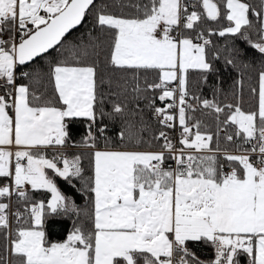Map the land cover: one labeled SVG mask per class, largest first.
<instances>
[{
    "label": "snow or ice",
    "instance_id": "obj_1",
    "mask_svg": "<svg viewBox=\"0 0 264 264\" xmlns=\"http://www.w3.org/2000/svg\"><path fill=\"white\" fill-rule=\"evenodd\" d=\"M199 2L203 13L189 12L185 0H137L127 4L117 0L114 6L121 11L125 7L135 9V15L126 17L111 14L110 5L98 0H0V178L12 181L0 187V198L10 200L15 191L18 201H27L29 186L51 194L48 203L36 202L25 209L28 219L24 223L28 226L17 228L14 238L9 204L0 202V229L6 230L5 238L10 240V248L6 246L5 254L0 255V264H139L141 259L143 264H199L187 242L201 240L214 246V264H239L241 255L249 258V264H264V69L259 73L256 111L245 112L239 103L221 107L195 96L194 102L188 103L189 69L215 70L207 52L212 41L197 25L205 17L218 21L222 15L214 0ZM221 3L229 24L209 34L242 39L264 57V0H259L258 7L244 0ZM250 14L256 19H250ZM89 17L93 28L111 32L114 37L109 58L112 67L131 70L134 79L141 72L159 74V82L147 87L162 89L159 99L171 103L154 111L162 125L174 127L176 117L167 109H178L183 147L177 149L161 132L164 151L97 150L93 154L94 171L88 177L79 156L68 159L58 154L48 159L40 155V149L65 145L68 124L74 118L91 122L87 146L95 147L91 129L97 120L95 57L99 56V44L91 37L88 45L75 44L66 49V37ZM182 29L196 30L195 39L201 42L193 43V38L181 34ZM250 29L255 31L257 41L248 34ZM51 50L68 53L49 66L47 75L55 97L16 83L18 75L41 83L44 73L25 71L24 66L30 67L37 58L46 59ZM89 58H93L91 63L87 62ZM226 62L235 65L234 58ZM172 82L176 87H168ZM133 91H140L138 84ZM99 103L102 117V95ZM201 104L214 111L217 118L224 114L223 123L236 127L241 145H251L243 149L245 154L224 152L222 159L232 168L228 173L223 172L218 156L204 154L213 152V136L202 134L199 122L193 126L187 123L186 114L194 113ZM122 112L120 104L114 103L108 115ZM97 131L103 134L105 129ZM119 135L123 140L124 133ZM226 140L233 141V135H227ZM12 147L17 150L11 151ZM165 151L176 168L164 167ZM46 170L69 186L74 187V180L83 181L85 190L93 194L91 227L74 223L64 242L48 240V217L69 212L79 216V209ZM14 215L17 222L23 219L20 211ZM9 251L16 259H9Z\"/></svg>",
    "mask_w": 264,
    "mask_h": 264
},
{
    "label": "trees",
    "instance_id": "obj_2",
    "mask_svg": "<svg viewBox=\"0 0 264 264\" xmlns=\"http://www.w3.org/2000/svg\"><path fill=\"white\" fill-rule=\"evenodd\" d=\"M99 2L110 5L108 11L116 16L124 15L126 17L136 14L135 9L125 7L121 8L114 6L117 0H98ZM122 3H136L137 0H120ZM221 7V18L218 21H211L205 18L199 22L197 28L204 32V35L212 41L208 46V58L213 64L214 71L203 72L200 70L190 69L188 71V91L190 96L188 103H193L192 96L199 97L200 100L207 99L214 101L223 107L226 104H237L241 106L245 112H252L258 109V91H259V73L264 69V57H262L255 49L244 40L230 35L220 37L219 35H210L209 32H218L221 28H226L229 22L224 18L223 13L226 11L221 0H214ZM255 6H259V0H244ZM203 10V8H202ZM201 11L200 2H198L197 12ZM201 13V12H200ZM250 19L256 18L250 14ZM259 27V25H257ZM196 30L184 29L183 35L189 37ZM91 34V36H90ZM248 34L253 41H257L258 37L254 30H248ZM91 37L97 38L99 44V56L95 57L97 62V120L92 126L91 135L96 137L95 147L87 146L90 141L89 124L91 123L86 118H74L68 124L69 136L66 140L73 144L75 148L80 150L73 153V159L76 156L80 157V165L86 177L91 176L94 171V151L92 148L104 150H132V151H158L163 149L164 139L160 137V133L172 134L174 129L162 125L155 120V108H166L170 100L161 101L159 96L162 95V89H152L147 86L159 82V74L155 71L147 73L141 72L135 79L131 70H120L112 67L109 64V58L112 50V41L114 39L111 32H101L99 28H93L91 17L88 22L81 25L77 30L73 31L66 37L68 45L66 49L75 44L88 45L91 43ZM235 48V52L233 49ZM238 53V55H237ZM67 50L61 55L56 50H51L46 59H37L31 62V66H24L25 71L40 70L44 75L41 77V83L36 84L30 81L27 77H18L17 84L31 85L30 90L37 91V94L44 92L47 97H55L56 93L51 82L50 76L47 75L50 64L55 63L58 59H63L67 56ZM218 55L219 59H213ZM235 60V65L228 64V59ZM93 58H89L88 63L92 62ZM248 65V67H245ZM19 72V69L17 70ZM103 81V82H101ZM139 85L140 91L136 92L133 89ZM176 87V83H170ZM252 89H256L253 93ZM103 97V112L104 116H100L99 97ZM118 103L123 108V112L112 115L113 104ZM59 107L60 105H55ZM170 114L176 112V108L167 109ZM228 109H225L227 112ZM178 112V110H177ZM179 115V114H178ZM187 123L193 126L199 122V131L202 134H211L213 136L210 147L213 152H216L217 147L219 152L238 151L243 152V149H248V144L241 145L242 137L236 136V127L234 125L224 124V114H217L211 109H205L202 104L197 107V110L188 112ZM98 128H104L105 131L101 134L97 131ZM196 131V128L193 127ZM124 133V139L120 138V133ZM233 135V141L226 140L227 135ZM183 146V145H182ZM40 155L44 154L39 151ZM49 157V156H48ZM220 158V163L228 166L231 170L230 163ZM48 159H51L50 157ZM170 168V167H168ZM50 175H53L55 182L61 192L73 201L79 209V216L69 212L62 216H49L45 224V232L50 242H64L67 236L71 233L73 224H82L85 228L91 227V215L93 212V194L86 191V186L83 181H73V186L59 177H55L51 170H47ZM9 178H0V183L8 181ZM30 199L22 200L18 207L26 208L32 206L36 202L43 201L48 203L51 199V194L45 190L29 189ZM3 199H0V202ZM12 238L15 237V231L19 227H27L24 222L16 225L11 224ZM4 229H0V255L5 254V247L10 248V240L5 238ZM189 251L194 258L199 261V264H214L215 248L210 242L189 241L187 242ZM10 260L16 259L12 257L11 252L7 253ZM239 264H249V258L246 255L238 257ZM143 264V260L139 261Z\"/></svg>",
    "mask_w": 264,
    "mask_h": 264
},
{
    "label": "built area",
    "instance_id": "obj_3",
    "mask_svg": "<svg viewBox=\"0 0 264 264\" xmlns=\"http://www.w3.org/2000/svg\"><path fill=\"white\" fill-rule=\"evenodd\" d=\"M186 4L190 5L189 8H188V11L191 12L193 10L197 11V7H198V2L196 1H193V0H186L185 1ZM195 4L196 7L193 8L191 7V5ZM183 32H184V29H182V35H183ZM175 34V33H174ZM197 33H193L192 36L190 38H193V42L194 43H200L201 41L200 40H197L195 39V36H196ZM17 37H19V33H17ZM7 39V37H5ZM207 38V37H206ZM209 39V38H208ZM19 73V72H18ZM18 77H20L18 75ZM17 77V79H18ZM168 87L170 88H174L173 86L171 85H168ZM3 91V85L0 84V92ZM178 109H176V112L173 113L172 115H174L176 117V120L174 121V127H170L172 129H174V132L172 134H169V133H166L167 135V138L168 140L171 141V143L177 148H181L183 147L181 144H180V139H181V133H182V128L181 126L179 125V119H178V112H177ZM155 120L157 122H160V117L156 114L155 115ZM193 133H195V129L193 128ZM248 149L251 147L250 144L247 145ZM17 149L15 147H12L11 148V151L15 152ZM48 151V153H50V156H51V153H52V156H57L59 154V156H62V157H67L68 159H73V153L80 150L78 148H75L73 146L72 143L70 142H67L65 143V145L63 147H52V148H48L46 149ZM91 150V149H90ZM93 151H96L97 149L96 148H92ZM160 151H164V148L161 149V150H158V151H147V152H160ZM186 151H191V150H186ZM212 154H216L217 156H220V157H223V154L224 152H211ZM230 154H234V155H240V154H245L244 152H238V151H231L229 152ZM197 155H200V153H196ZM204 154H209V153H204ZM253 158H255L253 156ZM24 163H26V161H24ZM62 167V165H60ZM176 162L174 160H172L170 157H169V154L165 151V162H164V167L165 168H176ZM231 169L228 167V166H225L223 168V172L225 173H228L230 172ZM12 181H11V178L8 180V181H4L2 183H0V187H4L6 185H9L11 184ZM20 191H24V189H20ZM0 199H3V203H8L9 204V209H8V215H9V221H10V224L12 222H14L16 225H20L24 222L25 219H28V213L25 211L26 208H30V207H26V208H22V207H18L17 205L21 203L22 200H19L18 201V198L15 194V191H13V194L11 196V199L9 200L8 198H0ZM17 211H20L22 216H23V219H21L19 222H17V219H16V216L14 215Z\"/></svg>",
    "mask_w": 264,
    "mask_h": 264
},
{
    "label": "crops",
    "instance_id": "obj_4",
    "mask_svg": "<svg viewBox=\"0 0 264 264\" xmlns=\"http://www.w3.org/2000/svg\"><path fill=\"white\" fill-rule=\"evenodd\" d=\"M170 85V84H169ZM50 148H52V147H50ZM46 149H48V148H45V149H40L39 151H43L44 152V154H42L43 156H45L46 158H48V156H50V153H48V151L46 150ZM97 150H99V151H132V150H104V149H97ZM96 150V151H97ZM35 151V150H34ZM140 152H142V151H140ZM143 152H146V151H143ZM51 156H52V153H51ZM50 156V157H51Z\"/></svg>",
    "mask_w": 264,
    "mask_h": 264
},
{
    "label": "rangeland",
    "instance_id": "obj_5",
    "mask_svg": "<svg viewBox=\"0 0 264 264\" xmlns=\"http://www.w3.org/2000/svg\"><path fill=\"white\" fill-rule=\"evenodd\" d=\"M185 1H186V0H185ZM193 1L199 2V0H193ZM203 11H204V10H202V6H201V11H200V12L203 13ZM200 12H199V13H200ZM193 43H194V42H193ZM189 70H190V69H189ZM172 83H176V82H172ZM10 114H11V113H10ZM96 149H97V148H96ZM90 151H93V150L91 149ZM94 152H95V151H94ZM142 152H143V151H142ZM146 152H147V151H146ZM207 155H216V154L209 153V154H207ZM216 156H217V155H216ZM49 157H50V156H49ZM49 157H48V158H49ZM50 158H51V157H50ZM13 167H14V165H13ZM46 171H47V170H46ZM9 179H10V178H9ZM29 189H31L30 186H29ZM70 201H71V200H70Z\"/></svg>",
    "mask_w": 264,
    "mask_h": 264
},
{
    "label": "water",
    "instance_id": "obj_6",
    "mask_svg": "<svg viewBox=\"0 0 264 264\" xmlns=\"http://www.w3.org/2000/svg\"><path fill=\"white\" fill-rule=\"evenodd\" d=\"M79 27H80V26H78V28H79ZM78 28H77V29H78ZM77 29H73V30L71 31V33H72L73 31L77 30ZM71 33H70V34H71ZM70 34H69V35H70ZM37 59H39V58H37ZM37 59H36V60H37ZM36 60H35V61H36ZM33 62H34V61H33Z\"/></svg>",
    "mask_w": 264,
    "mask_h": 264
}]
</instances>
